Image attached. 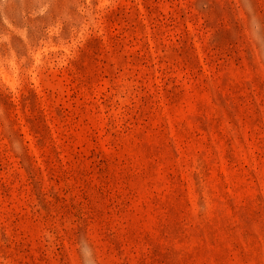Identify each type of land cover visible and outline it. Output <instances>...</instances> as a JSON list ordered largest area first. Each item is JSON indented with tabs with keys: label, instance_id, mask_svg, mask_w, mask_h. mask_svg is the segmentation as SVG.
<instances>
[{
	"label": "rangeland",
	"instance_id": "374dc122",
	"mask_svg": "<svg viewBox=\"0 0 264 264\" xmlns=\"http://www.w3.org/2000/svg\"><path fill=\"white\" fill-rule=\"evenodd\" d=\"M0 264H264V0H0Z\"/></svg>",
	"mask_w": 264,
	"mask_h": 264
},
{
	"label": "bare ground",
	"instance_id": "6f19581e",
	"mask_svg": "<svg viewBox=\"0 0 264 264\" xmlns=\"http://www.w3.org/2000/svg\"><path fill=\"white\" fill-rule=\"evenodd\" d=\"M5 81H8V82H10V81H9V79H5Z\"/></svg>",
	"mask_w": 264,
	"mask_h": 264
}]
</instances>
